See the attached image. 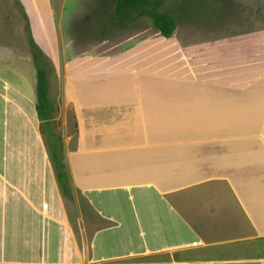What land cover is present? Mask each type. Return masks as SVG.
<instances>
[{"label": "crops", "instance_id": "obj_1", "mask_svg": "<svg viewBox=\"0 0 264 264\" xmlns=\"http://www.w3.org/2000/svg\"><path fill=\"white\" fill-rule=\"evenodd\" d=\"M32 29L56 110L0 59V264H264V30H140L59 62Z\"/></svg>", "mask_w": 264, "mask_h": 264}, {"label": "rangeland", "instance_id": "obj_2", "mask_svg": "<svg viewBox=\"0 0 264 264\" xmlns=\"http://www.w3.org/2000/svg\"><path fill=\"white\" fill-rule=\"evenodd\" d=\"M45 1L52 6V16L41 8L43 16L33 23L36 32L43 29L55 35L59 62L92 50L111 54L117 50L113 44L118 43L120 49L131 45L129 39L135 32L141 30L143 36L155 31L148 17L117 19L113 11L116 0ZM164 8L176 17L178 35L194 34L200 47L264 30V0H166ZM27 15L21 0H0V59L23 65L27 78L35 80L37 70L29 42L34 16ZM41 61L43 66L50 64Z\"/></svg>", "mask_w": 264, "mask_h": 264}, {"label": "trees", "instance_id": "obj_3", "mask_svg": "<svg viewBox=\"0 0 264 264\" xmlns=\"http://www.w3.org/2000/svg\"><path fill=\"white\" fill-rule=\"evenodd\" d=\"M165 2L166 0H116L113 11L115 17L121 21H137L142 17H148L161 35L171 37L176 31L178 23L174 14L164 8ZM29 32L31 54L37 70V112L41 120L50 122L54 118L56 110L55 102L49 93L48 72L53 70V65H50L49 58L36 43L31 31ZM41 58L50 64L41 65ZM55 163L58 177L62 179L64 165L59 156L55 157Z\"/></svg>", "mask_w": 264, "mask_h": 264}]
</instances>
